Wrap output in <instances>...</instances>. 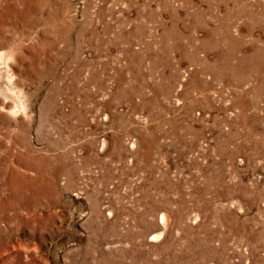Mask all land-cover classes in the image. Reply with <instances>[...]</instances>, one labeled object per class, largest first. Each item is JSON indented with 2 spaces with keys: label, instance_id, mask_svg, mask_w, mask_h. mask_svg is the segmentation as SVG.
<instances>
[{
  "label": "rangeland",
  "instance_id": "obj_1",
  "mask_svg": "<svg viewBox=\"0 0 264 264\" xmlns=\"http://www.w3.org/2000/svg\"><path fill=\"white\" fill-rule=\"evenodd\" d=\"M0 54V264H264V0H0Z\"/></svg>",
  "mask_w": 264,
  "mask_h": 264
},
{
  "label": "bare ground",
  "instance_id": "obj_2",
  "mask_svg": "<svg viewBox=\"0 0 264 264\" xmlns=\"http://www.w3.org/2000/svg\"><path fill=\"white\" fill-rule=\"evenodd\" d=\"M1 55V54H0ZM1 75H2V72H1V69H0V79H1ZM18 159V158H17ZM153 236V235H152ZM155 237V236H154ZM156 238V237H155Z\"/></svg>",
  "mask_w": 264,
  "mask_h": 264
}]
</instances>
